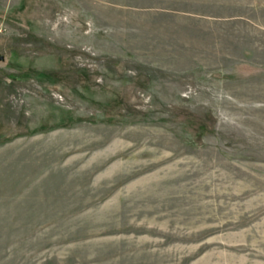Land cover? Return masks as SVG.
I'll return each instance as SVG.
<instances>
[{
	"label": "rangeland",
	"instance_id": "374dc122",
	"mask_svg": "<svg viewBox=\"0 0 264 264\" xmlns=\"http://www.w3.org/2000/svg\"><path fill=\"white\" fill-rule=\"evenodd\" d=\"M215 4L0 0V264H264V38Z\"/></svg>",
	"mask_w": 264,
	"mask_h": 264
},
{
	"label": "crops",
	"instance_id": "0c3cea01",
	"mask_svg": "<svg viewBox=\"0 0 264 264\" xmlns=\"http://www.w3.org/2000/svg\"><path fill=\"white\" fill-rule=\"evenodd\" d=\"M239 1H241L239 3ZM244 0H226L224 6L217 4L209 6L207 9L210 15H191V14H178L179 18L184 21H193L194 30L200 36L209 37L210 44L218 45L217 40L225 36V44L232 43L233 49L236 51L235 46H254L258 44L254 39L264 38V0H258L253 3H245ZM207 11V12H208ZM189 13V12H186ZM186 25V24H185ZM222 28H226V33ZM186 29H189L188 27ZM187 31V30H186ZM245 48V47H244ZM215 50V49H214ZM212 49V52H215ZM257 49H247L242 52L238 49L236 53L240 56H226L225 59L229 60H243L249 57L243 56L247 51L256 53ZM216 53V52H215ZM223 59V57H219Z\"/></svg>",
	"mask_w": 264,
	"mask_h": 264
},
{
	"label": "water",
	"instance_id": "95a60500",
	"mask_svg": "<svg viewBox=\"0 0 264 264\" xmlns=\"http://www.w3.org/2000/svg\"><path fill=\"white\" fill-rule=\"evenodd\" d=\"M0 60H1V58H0Z\"/></svg>",
	"mask_w": 264,
	"mask_h": 264
}]
</instances>
